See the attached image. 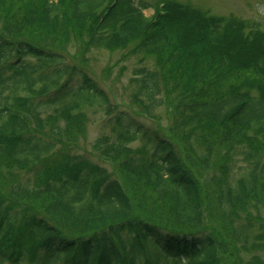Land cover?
<instances>
[{"label":"trees","instance_id":"16d2710c","mask_svg":"<svg viewBox=\"0 0 264 264\" xmlns=\"http://www.w3.org/2000/svg\"><path fill=\"white\" fill-rule=\"evenodd\" d=\"M73 44L153 61L133 96L171 107L174 138L67 62ZM97 108L113 171L68 152ZM263 202L264 30L176 0H0V264H264L237 252L264 249L237 223Z\"/></svg>","mask_w":264,"mask_h":264},{"label":"rangeland","instance_id":"374dc122","mask_svg":"<svg viewBox=\"0 0 264 264\" xmlns=\"http://www.w3.org/2000/svg\"><path fill=\"white\" fill-rule=\"evenodd\" d=\"M152 4H158L162 1L170 0H145ZM182 4H190L193 7L209 14L225 17H237L250 23L253 27L264 30V0H176ZM146 16H152L154 10L148 8L144 11ZM81 49L77 45H71L67 48L66 61L77 63L85 67L99 87L104 89L108 94L110 101L117 105L119 110L129 111L140 122L151 126L155 129L163 131L164 135L174 138L169 133V128L173 124V117L170 114L171 107L163 104L161 108L156 109L154 116L143 112L142 106L135 101L133 94L135 93V84L133 82L134 70L146 65L153 68L154 63L151 60H141L139 57H129V48H120L115 50H97L88 51L85 55L80 53ZM171 104L177 102L176 95L170 96ZM144 102V101H143ZM88 127L79 141L70 146L68 152L70 154L79 155L89 158L92 161L103 165L113 171L115 165L104 158L94 149L97 141L105 134L110 132L106 128L105 119L107 115L100 109L88 110ZM170 134V135H169ZM139 142L131 144L135 148L139 146ZM239 164L241 161L238 159ZM241 219L237 221L243 222L247 218L251 220V224L255 225L259 234L264 236V202L257 208L251 209L248 214L242 213ZM210 225V224H209ZM212 227V225H210ZM262 240L250 237L238 241V251L243 256L245 262L253 260L255 256H259L264 260V249L261 246L257 250V245ZM245 245H251L253 249L249 250ZM230 260V259H229ZM232 261V259H231Z\"/></svg>","mask_w":264,"mask_h":264}]
</instances>
